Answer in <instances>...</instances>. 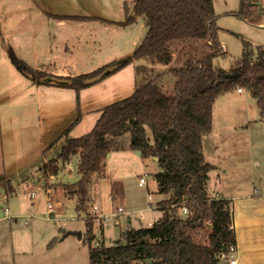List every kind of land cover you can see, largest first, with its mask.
I'll return each instance as SVG.
<instances>
[{
    "label": "trees",
    "instance_id": "trees-1",
    "mask_svg": "<svg viewBox=\"0 0 264 264\" xmlns=\"http://www.w3.org/2000/svg\"><path fill=\"white\" fill-rule=\"evenodd\" d=\"M124 8L123 20L101 19L126 27L142 16L146 33L122 61L78 75L58 76L35 69L8 49L21 74L36 84L72 88L77 102L81 89L135 60L147 61L135 65L132 94L104 106L92 129L67 139L40 171L45 176L57 174L59 159L66 162L77 156L80 178L62 186L70 197H77V209L86 210L88 179L93 174L104 175L111 150L129 148L140 150L143 157H155L160 167L154 173L157 190L165 195L158 202L161 216L150 226L127 227L110 246L92 244L94 222L86 218L89 264H219L221 252L235 244L233 213L229 199L213 196L207 189L215 167L204 158L202 140L211 130L215 100L233 89L248 90L264 118V44L254 51L244 40L234 64L217 68L213 59L225 56L226 50L219 39L213 0H133L132 8ZM230 14L253 25H261L264 18L256 0H240L238 9ZM156 63L169 65L166 72L174 78L170 90L160 85L165 73L154 69ZM78 120L79 115L72 125ZM125 133L133 140L128 145L120 140ZM0 185V198L14 191L3 177Z\"/></svg>",
    "mask_w": 264,
    "mask_h": 264
},
{
    "label": "rangeland",
    "instance_id": "rangeland-1",
    "mask_svg": "<svg viewBox=\"0 0 264 264\" xmlns=\"http://www.w3.org/2000/svg\"><path fill=\"white\" fill-rule=\"evenodd\" d=\"M239 1L213 0L217 15L216 22L220 27L219 39L226 50L225 56H216L213 59V64L217 68L228 69L234 64L242 53L244 40L250 44L254 51L258 45L264 44V25H253L230 14L231 11L238 9ZM256 3L264 16V0H256ZM36 5L55 13H98L111 19H122L124 7L132 8L133 0H0V40L3 39L9 51L17 57L25 53L24 45L21 42L31 38L37 32L39 37H46L48 23H51L49 28L53 30V21L46 17L42 19L40 8L37 7V12L34 9V14L24 13L26 6L36 7ZM262 22H264V18ZM135 23L132 24V27L125 29L128 31L126 32L127 35L111 37L106 32L95 31V34L97 32V36L104 44H107L112 38L118 44L121 42L120 47L108 58L104 53L99 56L95 54L89 60H80V58L74 57V60L71 61L57 60L53 67L65 66L71 72H89L104 64L126 59L132 54L134 47H136L134 45L140 43L146 33V25L142 16L138 17ZM144 63H147L145 59L133 61L122 71L106 77L100 84L86 88L82 93L83 97H97L101 106L127 97L130 94H127V90L134 89V67L136 64ZM152 66L157 72L165 73L160 85H163L164 90H170L173 87L174 78L169 72H166L169 65L156 63ZM3 69L6 70V76L11 83L10 98L2 101L0 107L2 128L4 127L5 115L7 117L11 115V119L5 123L7 131L2 135L4 149L6 152L10 150L16 162L25 165L24 157L34 150L40 132L38 112L33 106L29 107L26 103L38 100L41 94L35 92L34 87L24 88L25 84H29V79L20 74L10 61H6V65L0 69L1 75L4 74ZM122 87L125 88V92L117 94L118 92L115 91L119 88L121 90ZM42 88V90L56 91L61 101L75 97L73 89ZM43 96H47L46 91H44ZM253 100L256 103V100ZM219 103L216 108L217 117L213 131L215 137L217 134L221 147L222 167H219L221 171L224 168L227 169L226 179L229 183L241 184L246 188L251 185L252 188V185H256L261 177L264 178V118H261L263 121L260 119L257 107L250 108L248 116L251 119L255 117L257 120L252 121L247 130L242 127L236 132L238 137L235 140L229 139V132L220 126V121H224L226 113L223 110V113L221 112ZM95 117L94 112L87 115L85 121L72 132V135L78 136L89 132ZM58 120L52 129L53 137L58 129L67 123L69 115L67 113L61 114ZM49 134L51 135V133ZM243 134L246 135L245 138L241 136ZM147 135L151 138V132L148 128ZM64 138V136L61 137L60 142L47 152L46 157L58 155ZM120 140L124 145L129 144V134H123ZM41 163L37 161L34 165L30 164L29 168L28 166L24 167L25 169H21L22 172L14 175L12 181L16 187V192L8 197L7 205L9 207L8 215H16V218L11 217V219H7L8 222L0 221V232L4 234L2 236L6 238V242L11 241L12 243L14 251L12 264H89L88 244L85 235L86 218H91L94 222L92 244L110 246L121 238L127 228V219L131 220L133 227L150 226L156 217L161 215V210L156 207V204L158 200L165 198V195L157 190L154 173L158 172L160 167L153 157H143L129 148L111 150V154L107 156L105 162L104 175L93 174L87 183V191L91 194V197L88 196V198L97 205L96 217L93 215L89 204H87L86 210H78L77 197H70L65 189L58 192L51 189L49 198L59 199L62 208L55 210L52 218L47 219L49 216L46 212L47 194L45 187L49 185L46 183L48 181L46 176L43 177L38 170ZM77 163V156H72L66 161L65 166L61 167L58 172V179L66 183L76 182L80 178ZM221 171L220 169L211 171V180L213 176L221 174ZM141 177L144 178L145 182L139 185ZM27 181L30 182L25 183ZM53 181L55 180L50 182ZM212 185L213 182H207L209 193H212ZM0 189L2 190V185H0ZM31 192H34L33 197L30 196ZM148 195L151 196L150 199ZM147 201H151L154 208L141 211V208L148 206ZM0 205L2 204L0 203ZM118 207H121L122 211L118 212L113 220L99 218L101 214L117 212ZM2 215L0 212V217Z\"/></svg>",
    "mask_w": 264,
    "mask_h": 264
},
{
    "label": "crops",
    "instance_id": "crops-1",
    "mask_svg": "<svg viewBox=\"0 0 264 264\" xmlns=\"http://www.w3.org/2000/svg\"><path fill=\"white\" fill-rule=\"evenodd\" d=\"M37 7L40 8L39 10L42 19L46 17L47 19L53 21L52 22L53 30L52 28H49V24L51 23H48L47 25L48 30L46 37H42V38L39 37V33L37 32V34H33L31 38L25 39L24 42H21V44L24 45L23 49H25V53L24 55H20L19 58L25 60L35 69L42 70L48 74H53L58 76H66V75L73 76V75L85 73L87 71L71 72L68 69H66L65 66L54 68L53 67L54 62H56L57 60L71 61L74 60V57H78L80 58V60H89L95 54L99 56L101 53H104L108 58L110 54L113 55L114 52L117 50V48L120 47L121 42L120 44L116 43V40L114 38H112L107 44H104L103 41H101V39L97 36V32L95 34L96 30H99L101 32H106L109 36L113 37L115 35L116 36L127 35L126 32L128 31H125V29L133 26L132 24L126 27L118 26L105 22L101 19L103 18L112 21H120L123 20L124 17L122 19H111L103 15H100L98 13H91V14L55 13L45 10L43 7H39L38 5H36V7L26 6L24 8L25 9L24 13L29 12L31 14H34V9L35 10L38 9ZM37 11L38 10H36V12ZM53 14H59L65 16H85L89 18L66 17V18L58 19L53 17L52 16ZM33 17H30V19H33ZM263 25L264 22H262L261 26ZM121 28L124 30H119ZM7 49L8 47L6 46L3 39L2 41L0 40V69H2L3 65L4 66L6 65V61L11 62L8 56ZM125 67H123L117 72L122 71ZM5 71L6 70L3 69L4 74L2 75L0 74V107L2 101L9 100L10 98L9 91H10L11 83H10V79L7 78L6 76ZM7 72H8V76L10 77V71L8 70ZM105 78L95 84H100L105 80ZM28 81L29 84H25L24 88L27 89L29 87L31 88L34 87L35 92L41 94V97H38V100L32 101L30 103H26L27 106L29 107L33 106L35 110L38 112V118L40 120V132L38 135L39 137L38 142L36 143L34 150H32L31 153H28L24 157L25 165L24 164L20 165L19 162H16L15 157L10 152V150L8 152L5 151L2 135L3 133L5 134V132L7 131L5 123L8 119H11V115H8V117L5 115L3 128L1 124V115H0V178L3 177L5 180L10 181L12 187L14 188V191L12 193L5 196L6 202L8 197L16 192V187L13 185V181H12L14 175L22 172L21 171L22 168L24 167L26 168L27 166L29 168L30 164L34 165L37 161L42 162L38 167L39 172L42 174V172L40 171L41 165L44 162H47L48 160L55 158V157H46L47 152L60 142L61 137L63 136L65 137L62 140L63 143H61V145L63 146L67 139L81 136V135L74 136L72 135V132L82 125L87 115L94 112L96 117L92 125L93 127L97 118L100 115V110L104 106H106V105L104 106L99 105L100 100L97 97L96 98L83 97L82 95L83 91L86 88L93 86L95 84L81 89L79 92V98L77 102L76 92L74 99L69 98L67 99V101H61L56 91L42 90L43 89L42 87H46L47 89H56L55 87H61L67 89H72V88L59 86L54 83L36 84L33 83L30 79ZM134 88H135V67H134ZM124 89L125 88L122 87L121 90L119 88L115 92H118L117 94H121L125 92ZM44 91L47 92L46 97L43 96ZM127 91H128L127 94L129 93L132 94L134 89L132 90L128 89ZM253 99L255 98L251 96L250 92L243 88L242 92H237L236 89H233L229 92L220 95L215 100L213 104L211 130L209 131V133L203 136V140H202V152L204 158L207 162L211 163L215 167L212 170L213 172L218 171V169H220L221 171V168L219 166L222 165V161L220 157L221 147L217 139V134L216 137L213 134L214 126H215V118L217 117L216 108L219 101H221V103H219V105L221 106V112L223 110V112L226 113L223 119L224 121L223 122L220 121L221 122L220 126L224 128L227 132H229V134L231 135V137L230 135L228 136L229 139L235 140V138L238 137L235 134L236 132H238L242 127H244L247 130L251 122L257 120L255 117H252L251 119L248 116L249 109L254 108V106L257 107V112L260 115V110L257 101L255 103ZM64 113H67L69 115V120L63 127H60L58 129L57 133L53 137L52 129H54V127L58 123L59 121L58 119L60 115ZM77 115H79V120L75 125H72ZM49 133H51V135ZM241 136H244V138L246 137L245 134ZM241 136L239 137L240 139L242 138ZM247 137L250 136L247 135ZM130 142L131 139L129 143ZM153 159L157 161L155 157H153ZM64 163L65 162L61 161L60 159L58 160L59 170L61 167L65 166ZM58 172L57 174H52V175L50 174L46 176V178L48 179L46 183L49 185L46 187L44 186L46 188L47 201L50 199L49 194L51 189H54L56 192H58L64 189L62 184H67L63 180L58 179L57 176ZM226 175H227V169L224 168L221 171V174L219 175L217 174L213 176L212 180H211V174H209L208 181L213 182L212 185L213 190L211 195L227 198L231 201V208L233 213V227L235 231V246L237 250L236 264H264V178L261 177L256 185L253 184L252 185L253 189H252L251 185L250 187L246 188L245 186L243 187L241 184L229 183L226 179ZM44 176L45 175H43V177ZM51 180H55V181L50 182ZM29 182L30 181H27L25 183H29ZM32 193L34 192L30 193L31 197L34 196V194L32 195ZM89 195L91 194L89 193ZM150 197L151 196L148 195L149 199ZM162 199L164 198H161L160 200ZM56 200L59 201V205L55 210H59L60 208H62V203L59 199ZM160 200H158L156 204V207L158 208H159L158 202ZM147 203L148 206L141 208L140 209L141 211L151 210L154 208L152 206L153 203L151 201H147ZM46 212H47V206H46ZM101 215H106V214H101ZM11 217L16 218V215H11V216L2 215L0 217V221L8 222L7 219H11ZM159 217H156L155 221ZM51 218L52 216L47 219H51ZM126 222H128L127 227H133L130 219H127ZM2 235L4 234L0 232V247H1L0 264H12L11 260L13 259V255H14L12 243L11 241L6 242V238ZM219 264H228V263L226 261H220Z\"/></svg>",
    "mask_w": 264,
    "mask_h": 264
},
{
    "label": "built area",
    "instance_id": "built-area-1",
    "mask_svg": "<svg viewBox=\"0 0 264 264\" xmlns=\"http://www.w3.org/2000/svg\"><path fill=\"white\" fill-rule=\"evenodd\" d=\"M236 90H237V92L243 91V89H241V88H237ZM144 182H145L144 178L141 177L139 179V185H142ZM33 194L34 193H32V195ZM88 195H89V193H88ZM89 197H91V195H89ZM0 203L2 204V205H0V212H2V214L4 216H8L9 207L7 205L5 196H2L0 198ZM88 204L91 207V211H92L93 215L96 217L97 216V214H96V209H97L96 203L92 199H89ZM58 205H59V201H57V200L49 199L47 201V213H48L49 218L52 216V214L54 213V211L58 207ZM121 211H122L121 207H118L117 212H112V213L106 214V215H100L99 218H103L104 220L105 219L113 220V218L115 216H117V213L121 212ZM183 211L185 212L186 210L184 209ZM95 245H97V244H95ZM220 259L222 261H226L228 264H236V262H237V250H236L235 244L229 245L226 248V250L221 252Z\"/></svg>",
    "mask_w": 264,
    "mask_h": 264
},
{
    "label": "water",
    "instance_id": "water-1",
    "mask_svg": "<svg viewBox=\"0 0 264 264\" xmlns=\"http://www.w3.org/2000/svg\"><path fill=\"white\" fill-rule=\"evenodd\" d=\"M133 141V140H132ZM138 154H141L140 150H135ZM107 156H109V153L107 154Z\"/></svg>",
    "mask_w": 264,
    "mask_h": 264
}]
</instances>
